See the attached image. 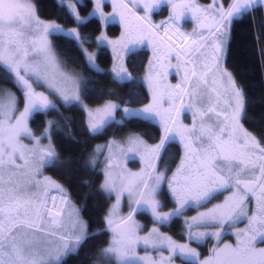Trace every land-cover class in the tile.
<instances>
[{"label":"snow or ice","instance_id":"1","mask_svg":"<svg viewBox=\"0 0 264 264\" xmlns=\"http://www.w3.org/2000/svg\"><path fill=\"white\" fill-rule=\"evenodd\" d=\"M59 6V19L75 26L41 18L35 0H0V80L20 93L0 87V264H68L99 235L107 240L89 255L91 264H264V135L245 127L251 120L245 92L224 64L233 27L264 12V0H60ZM93 20L94 39L85 27ZM110 25L120 29L114 39ZM54 38L74 43L89 70L121 86L139 79L126 60L150 53L139 79L146 96L125 99L66 71ZM257 39L264 53V25ZM93 43L96 52L85 47ZM105 48L113 58L108 73L97 64ZM85 97L103 102L91 107ZM59 106L83 111L93 137L139 122L157 129L155 136H114L89 155L85 170L102 177L98 191L110 201L95 231L69 190L44 174L66 167L53 143L60 128L53 120L42 130L32 123ZM130 160L138 170L128 167ZM189 210L196 214L186 216ZM143 214L151 217L150 229L137 218ZM177 218L182 241L161 231Z\"/></svg>","mask_w":264,"mask_h":264},{"label":"trees","instance_id":"2","mask_svg":"<svg viewBox=\"0 0 264 264\" xmlns=\"http://www.w3.org/2000/svg\"><path fill=\"white\" fill-rule=\"evenodd\" d=\"M35 3L42 18L57 19L65 26H75L59 19L61 7L58 0H35ZM165 14H167L166 11ZM262 25H264V12L257 11L252 19H245L243 23L233 27L228 44L226 66L245 92L247 108L251 117L250 121L245 122V127L250 131L264 135V53H262V45L257 39V36L261 33ZM85 27L86 34L92 35L93 39L94 36L99 34V31H97L98 25L94 20L90 21ZM108 29L112 36H116L120 32L118 25H110ZM54 43L62 58L68 61L67 67L70 70L82 73L85 77L94 78L97 81L95 86L98 89L114 90L125 99L129 97L143 99L145 97V89L138 81L121 86L113 82L110 75L98 74L89 70L74 43L56 38H54ZM85 47L89 51H97L94 43L91 45L86 44ZM144 53V50H140L127 59L128 68L134 71L135 75L141 73L139 68H141ZM97 64L100 68H103L104 73L110 72L113 67V58L108 48L100 50ZM0 84L10 86L16 90L11 83L0 80ZM84 100L90 105L103 102L100 99H89L88 97H85ZM85 119L83 111L78 110L76 107L59 106V112L53 110L47 115L39 114L32 123V127L41 130L45 120H53L59 124L60 131L54 133L53 141L60 161L66 167L50 166L45 169V172L69 190L73 200L83 209V217L88 222L90 230L95 231L100 227L98 221L105 214L106 200L96 190L94 171L92 169L85 170V163L96 143L100 139H104L106 135L91 136L86 129ZM131 125L139 128L142 122L132 123ZM106 240V235H99L90 240L78 255L69 257L68 264H91L89 255L97 248L102 247Z\"/></svg>","mask_w":264,"mask_h":264},{"label":"flooded vegetation","instance_id":"3","mask_svg":"<svg viewBox=\"0 0 264 264\" xmlns=\"http://www.w3.org/2000/svg\"><path fill=\"white\" fill-rule=\"evenodd\" d=\"M186 27H189L190 28V25H188ZM228 44H229V42H228ZM144 54L145 55H144V57L142 59L141 65H140L141 68H139V70H141V73L135 75L134 71H132L131 69H129V71L132 73L133 77H137L139 79H142L143 76H144V70H145V68L147 66V56L150 55V53H146L145 52ZM224 64L226 66V57H225ZM227 69H228V67H227ZM139 79L137 80L138 82H139ZM176 82H177L176 79H172V83H176ZM143 88L145 89L144 86H143ZM145 96H146V89H145ZM186 122H188V121H186ZM128 131H135V132H138V133H141V134L147 132V133H151L153 136H155L156 133H157V129H156L155 126H153V125H151L149 123H145V122H142V125H140L139 128H135V127H133L130 124L128 128H125V129L120 130L119 133H118L116 127H112L109 130H107L106 133H104L106 135V137L104 139H100L96 143L95 146L105 144L109 139H112L114 136H116V138H120L121 136L127 134ZM144 138L146 140H148L149 143H154L155 142L154 140L150 139L148 136H145ZM170 152L172 154H174V155H178L179 152H180L179 146L178 145H173L170 148ZM140 166L141 165L136 160H130L128 162V167L131 168L133 171L138 170ZM173 167H174V165H173ZM45 175L52 177L48 173H45ZM94 176H95L96 190L98 191L99 184H100V182L102 180V177H99L98 178V174L95 171H94ZM105 200H106V205H105V212H106V209H107L110 201H108L106 198H105ZM171 207H173V205L170 202H168V209H170ZM124 211H127V209H125ZM195 214H196V212L194 210H189L188 212L185 213L186 216H192V215H195ZM140 217H142L145 220V222L142 223V224L145 225L146 229H150L153 226V223H152V220H151V217L150 216H148L147 214H143V215H140ZM182 226H183V220L181 218H177L176 220H174L172 222V224L170 226H161V231L168 233L169 235L173 236V238L176 239V240H178V238H179L178 241H182L183 240V237L181 235Z\"/></svg>","mask_w":264,"mask_h":264},{"label":"rangeland","instance_id":"4","mask_svg":"<svg viewBox=\"0 0 264 264\" xmlns=\"http://www.w3.org/2000/svg\"><path fill=\"white\" fill-rule=\"evenodd\" d=\"M205 4H207V3H209L210 2V0H202ZM58 2H60V0H58ZM82 15H84V12L82 11ZM85 15H87V13H85ZM164 15V14H163ZM167 14H165L164 16H155L154 17V19H156L157 21H159L160 19H163V18H165V16H166ZM42 18V17H41ZM43 19H46V18H43ZM60 23V22H59ZM62 24V23H61ZM66 27H73V26H66ZM107 31H108V35L109 36H112L111 34H110V30L109 29H107ZM99 35V34H98ZM90 51H92V50H90ZM100 67V66H99ZM226 67V66H225ZM227 68V67H226ZM101 69H103L102 67H101ZM66 71H69V72H72V71H74V70H70L68 67L66 68ZM228 71H230V70H228ZM77 72V71H76ZM231 72V71H230ZM0 87H5V88H9V89H11L12 91H14V92H16V94H17V96H19L20 95V93L19 92H17L16 90H14L12 87H10V86H7V85H2V84H0ZM39 90H43V89H39ZM85 101V100H84ZM85 103L86 104H88L86 101H85ZM101 104V103H100ZM89 106H91V107H95V106H97V105H99V104H96V105H90V104H88ZM21 107H22V105H21ZM42 130V129H41ZM44 143H47V141H44ZM53 143H54V141H53ZM95 148V147H94ZM46 172H45V170H44V174H45ZM73 199V198H72ZM75 201V200H74ZM76 202V201H75ZM76 204L78 205V203L76 202ZM138 218V220L140 221V223H144L145 222V220L142 218V217H140V215L137 217ZM241 226H243V225H241ZM234 238L231 236V235H229L228 237H227V242H232V240H233ZM178 240H179V238H178ZM177 240V241H178ZM214 243V242H213ZM207 247L208 248H210L211 247V244H208L207 245ZM200 250L205 254V255H207V252L205 251V247L204 246H201V248H200ZM140 254L141 255H144V252L143 251H141L140 252ZM149 254H151V255H156L155 253H152V252H150ZM176 264H181V261L179 260V259H177V261H176Z\"/></svg>","mask_w":264,"mask_h":264},{"label":"crops","instance_id":"5","mask_svg":"<svg viewBox=\"0 0 264 264\" xmlns=\"http://www.w3.org/2000/svg\"><path fill=\"white\" fill-rule=\"evenodd\" d=\"M200 2L201 3H203V4H205L202 0H200ZM105 11H111V7L109 6V7H107L106 9H105ZM117 36H119V33L116 35V36H109L110 38H116ZM110 51H111V49L110 48H108ZM112 53V52H111ZM126 63H127V60H126ZM128 66V65H127ZM112 69V68H111ZM129 69V68H128Z\"/></svg>","mask_w":264,"mask_h":264}]
</instances>
